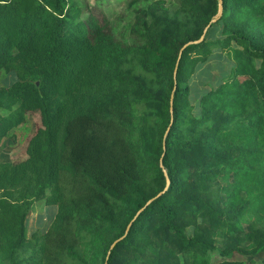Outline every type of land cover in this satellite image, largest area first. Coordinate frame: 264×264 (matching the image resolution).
I'll return each mask as SVG.
<instances>
[{"label": "trees", "instance_id": "16d2710c", "mask_svg": "<svg viewBox=\"0 0 264 264\" xmlns=\"http://www.w3.org/2000/svg\"><path fill=\"white\" fill-rule=\"evenodd\" d=\"M68 1L0 0V70L16 75L0 86V144L34 119L0 161V264H211L213 244L187 236L186 223L222 240L223 255L264 251V0H222L209 26L219 36L181 54L172 112L179 50L218 0H128L112 25ZM216 48L233 65L195 114L188 81ZM160 159L170 184L106 258L165 188ZM38 200L55 217L28 234ZM150 231L164 240L155 246Z\"/></svg>", "mask_w": 264, "mask_h": 264}, {"label": "rangeland", "instance_id": "374dc122", "mask_svg": "<svg viewBox=\"0 0 264 264\" xmlns=\"http://www.w3.org/2000/svg\"><path fill=\"white\" fill-rule=\"evenodd\" d=\"M128 0H72L68 1V11H71L72 8L76 5H83L85 8L83 11V17H89L94 15L98 21L108 20V23L111 25L115 23L120 11L124 10L125 3ZM168 6L172 7L176 5L177 0H164ZM220 26H212L207 29L205 35L209 38L214 39L219 36ZM233 62L227 58L225 53L220 49L216 48L212 51L211 55L206 62L200 64L189 79L188 85L190 88L189 91V101L193 106V112L199 114L198 110V99L199 97L209 90L210 88L216 86L221 80H223L230 72ZM16 75L12 72H5L0 70V86L9 85ZM150 111V107L145 105L141 113L145 114ZM160 118L157 117L156 120ZM34 119L32 116H27L25 122L21 125L13 128L8 135L2 140L0 144V161H8L11 159V156L14 152L22 145L25 138L33 131ZM148 144L153 146L156 144V133L154 128H149L147 131ZM50 206V207H49ZM44 205V200L36 201L32 210L28 216L27 222V231L28 234L35 230L45 232L54 219L56 213V206ZM56 208V209H54ZM200 220V219H199ZM112 237L114 231H110ZM184 232L187 236H198L204 242H211L214 248L207 250V255L209 257L210 263L214 264L221 260H239L242 264H253L252 261H260L264 257V251H261L259 248L251 250H243V244L237 246L232 252L227 255L220 253V250L224 248V243L222 240L215 238L209 241L206 233L200 232L197 234L195 226L191 223H186L184 225ZM196 234V235H195ZM149 235L152 238L153 244L157 246L160 242L164 240L163 236L158 232L150 231ZM159 235V236H158ZM178 248L176 247L175 250ZM27 251L22 252V256L25 257ZM178 263L182 262L184 259L181 253H177ZM144 259H151V252L143 256ZM167 264V263H166Z\"/></svg>", "mask_w": 264, "mask_h": 264}, {"label": "water", "instance_id": "95a60500", "mask_svg": "<svg viewBox=\"0 0 264 264\" xmlns=\"http://www.w3.org/2000/svg\"><path fill=\"white\" fill-rule=\"evenodd\" d=\"M218 2H219V9H218V12H217V14H216V15L210 20V22L207 24V26L204 28L202 35H201L197 40H193V41H188V42H186V43L180 48V50H179V54H178V57H177V60H176V63H175V67H174V71H173L174 84H173V88H172V91H171V94H170V111H171V112H172V109H173V105H172V104H173V95H174V92H175V89H176V80H175V78H176V73H177L178 64H179V60H180L181 54H182L184 48L187 47L188 45L201 42V41L204 39L205 33H206L207 29L209 28V26H210L212 23L216 22L217 19L220 17V15L222 14V0H218ZM171 122H172V118H171ZM168 129H169V126H168ZM160 167H162V169H163V173H164V176H165V179H166V186H165V188H164L161 192H159L156 196L150 198V199L145 203V205L137 211V213L135 214V216H134V217L132 218V220L128 223V225H127V227H126V230H125V233H124L121 237H119L118 239L114 240V241L112 242V244L110 245V249H109L108 252H107V256H106V258L109 256V254H110V252H111V249L115 246V244H116L117 242H119V241H120V240H121V239L127 234V232H128V230H129V228H130L132 222H133L134 219L137 217V215H138V214H139V213H140V212L146 207V205H148L152 200H154V199L157 198L159 195H161V194L165 191V189L168 187V185L170 184L169 177H168V175H167L166 170L163 168V165H162L161 159H160ZM105 264H106V262H105Z\"/></svg>", "mask_w": 264, "mask_h": 264}, {"label": "crops", "instance_id": "0c3cea01", "mask_svg": "<svg viewBox=\"0 0 264 264\" xmlns=\"http://www.w3.org/2000/svg\"><path fill=\"white\" fill-rule=\"evenodd\" d=\"M49 206V205H48ZM51 206H53V207H55V205H51ZM50 207V206H49ZM54 209H56V208H54ZM28 220V219H27ZM28 222V221H27Z\"/></svg>", "mask_w": 264, "mask_h": 264}]
</instances>
